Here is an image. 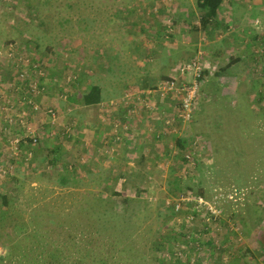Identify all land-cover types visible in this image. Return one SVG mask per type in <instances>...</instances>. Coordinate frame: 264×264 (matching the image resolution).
Wrapping results in <instances>:
<instances>
[{"label": "rangeland", "instance_id": "rangeland-1", "mask_svg": "<svg viewBox=\"0 0 264 264\" xmlns=\"http://www.w3.org/2000/svg\"><path fill=\"white\" fill-rule=\"evenodd\" d=\"M176 1L0 0V264H264V0L248 1L253 19L230 22L229 36L203 34L196 0ZM180 8L192 15L177 19ZM10 43L46 71L34 76L45 89L35 112ZM199 50L191 120L172 126L180 95L160 84L192 83L178 68ZM93 84L109 93L108 109H127L123 119L149 115L156 136L139 145L134 124L123 120L126 134L117 120L106 150L95 108L78 101ZM123 141L129 156L111 155Z\"/></svg>", "mask_w": 264, "mask_h": 264}, {"label": "built area", "instance_id": "built-area-1", "mask_svg": "<svg viewBox=\"0 0 264 264\" xmlns=\"http://www.w3.org/2000/svg\"><path fill=\"white\" fill-rule=\"evenodd\" d=\"M12 47H13V44L10 43L8 45L7 53L5 54L8 55L16 63V65H14V67H17L15 69L16 70L15 75H17L18 81L20 80V84L18 85V87H20L22 84L27 85V89L23 91L25 94L23 99H25V102L27 103V105L31 107V110L35 112L36 110H38V108L41 107L40 103L36 101L35 98L38 95H43L44 90H45L44 85L38 82L35 79V77H38V78L45 77L46 71L43 65L37 60L30 61L29 59L23 56H18V55L12 56L13 54ZM202 54L203 53L201 50L197 51V55L195 57H193L190 61L185 62L178 68L179 73L182 75H189V74L193 75L192 83L189 82L187 84H184L182 88L178 89L179 86L176 84L175 80L169 77L163 83L160 84V90H162V92H166V93L178 92L180 95L178 99V103H177L178 105L176 109H174L173 116L170 119L166 120V123L172 126H174L175 123L186 122V121L188 122L191 120L192 112L195 107V97H196V91L198 87L197 79L198 80L201 79L202 74H203V71L200 65L201 63L199 61V57ZM75 78H76L75 75L69 74L65 76L66 82H70V81L75 82L77 80ZM0 84H1V81H0ZM66 91H67L66 88H64L63 90L60 89L59 91L60 96H62L63 98H66L67 96ZM125 98L122 100L125 101ZM110 102L111 104H116L112 101ZM147 102L148 101L146 100L145 101L146 106H148ZM46 113L48 116L52 117V120H55L56 111L54 109L48 108L46 110ZM11 119L12 118L10 117V121ZM19 122L23 123V119L20 118ZM71 132H72V129L70 126L69 128H66V129L64 127V131H63L64 135L70 136L72 134ZM26 139L28 140V138ZM32 142L35 144L37 142V139L35 137H32ZM8 144L10 146V149L12 150L11 154L17 157L19 155V145H21L20 138L9 139ZM27 156H31V151L27 153ZM0 173H4L3 168H0ZM175 206H176L175 208L177 209L179 207V202L176 203ZM189 218L190 219L193 218V215L191 214Z\"/></svg>", "mask_w": 264, "mask_h": 264}, {"label": "crops", "instance_id": "crops-1", "mask_svg": "<svg viewBox=\"0 0 264 264\" xmlns=\"http://www.w3.org/2000/svg\"><path fill=\"white\" fill-rule=\"evenodd\" d=\"M248 1L249 0H244L243 2L241 0H228V1L227 0H223L222 4L220 5V8H219V10L217 12L216 17H214L215 20L211 21L210 24H209V31L207 29H203V31H204L203 34H206V35L210 34L211 31L212 32H213V30L217 31V28H219L218 31L221 30L222 32H225V30H227L226 33H224V36H229V33H231L232 30L237 29V28H235L233 26L230 27V22L233 21V22L236 23V22H240V20H242V19H247V21L250 22L253 19V17H254V16H252V14L256 13V11L255 12L252 11L253 7L249 8L250 4L248 3ZM258 2H260V1L259 0H253V3H255V4L258 3ZM177 3H179L178 5H180V4L182 5V1H179ZM225 3H227L228 5H225ZM234 5H237V6H240V7H235ZM226 6H228L229 11H230L229 13L232 14V17L228 18V15L225 14V11H228V10H224L225 9L224 7H226ZM238 8H240V10ZM255 8H258V6H255ZM260 9H263L262 5L260 6ZM185 10H186L185 8L178 9L175 12L177 14L175 17L177 19H179V20H181L182 18H185V17L186 18L190 17L192 15L191 14L192 12H183ZM192 11H194L195 13H200V15L198 16V19L203 13V11L201 9H199L198 7L192 8ZM243 11H244V13H243ZM198 23H199L198 24L199 27L202 28L201 25H200V22H198ZM199 31H200V29H198V32ZM235 36H236L235 33L231 34V36L229 37V40L227 41V43H234V39L233 38ZM186 37H187V40H186ZM241 37H242V35H240V38ZM177 38H181V39L183 38L185 41H187V42L189 41L191 43V45L195 44V39H192L191 36L188 33H186L185 31H182V29L180 30L179 35H177ZM78 44L79 43H76V41H75L73 46H77ZM136 45L137 44H135V46ZM217 51L219 52V49H217ZM211 54H213V53L211 52ZM238 58L240 59V57H238ZM45 64H47V63H45ZM56 64L60 65L62 67V65H61L62 62L57 61ZM84 71H85L84 69L81 70V72H83V73H84ZM52 73L55 74L56 71H52ZM95 85H97V84H95ZM100 89H101V87H100ZM108 94L109 93H104L103 89H101V100H100V102H98L96 104H93V105H82V106H84L85 108H88V109L95 108L94 111L91 113V116L100 117V121L99 122L101 124V130H100L99 133L102 132L101 133L102 134L101 138H103V137L107 138V140H104V144L106 143L104 148H106V150L110 149L111 146H112L111 139L113 140V136H114V135H112V133H113L112 131L115 128V126L113 125V129H112V124L115 123L117 120L119 121V125L121 126V129L126 134H130V131H129L130 127L126 126V124L127 123L128 124H134V128H136V129H133V130H136L137 134L140 133V135H141V136L136 137V140L138 141L139 145H141L142 143H144L145 141H147L151 137L154 138V136H156L155 133L151 134V131H153V126H151L153 124V120H148L149 115H145L144 112H140L138 114H135V116L133 118H131V119H123V118H125L124 114L126 113L125 111L127 110L125 107L116 106V109H114V107L109 106L110 109H108V101L104 102V100H103V96H106ZM42 98H46V97L42 96ZM139 106H140V103H139ZM127 108H128V106H127ZM112 109L114 111H112ZM111 111L115 112V113H113V115H111L112 114ZM109 113H110V116H109ZM4 115L5 114L0 112V121H4L5 120V116ZM136 119H137L138 122L137 123L133 122ZM123 120H126L127 123L123 122ZM96 123H97V121H96ZM98 134H96V135L98 136ZM145 138H146V140H145ZM130 141H132V139H130ZM125 143H128V141H123L122 145L117 149V151L115 153H110V154L111 155L117 154L119 156H122V154L124 153L126 156H129L130 153L128 151H126L127 146H126ZM134 143H136V142H134ZM118 163H120V161H117V164Z\"/></svg>", "mask_w": 264, "mask_h": 264}, {"label": "trees", "instance_id": "trees-1", "mask_svg": "<svg viewBox=\"0 0 264 264\" xmlns=\"http://www.w3.org/2000/svg\"><path fill=\"white\" fill-rule=\"evenodd\" d=\"M223 0H196V6L203 11L202 15L199 17L200 25L203 29H207L209 31V24L211 21H214V17H216L217 12L220 8V5L222 4ZM212 32V31H211ZM240 59L238 57L231 58L229 61L221 66L219 68V71L217 74L221 72L228 71L229 67L234 64L235 62H238ZM205 71H203L204 73ZM167 78V77H165ZM67 94V91H66ZM71 97V96H70ZM72 99V97H71ZM101 100V89L98 85H91L88 90L84 91L81 94V97L78 99L79 104L81 105H93ZM175 143L178 145L180 149L189 150L190 146L186 143V139L178 137L175 140ZM197 215V212H196ZM187 239L189 238V235L187 234ZM192 240V237H191Z\"/></svg>", "mask_w": 264, "mask_h": 264}, {"label": "flooded vegetation", "instance_id": "flooded-vegetation-1", "mask_svg": "<svg viewBox=\"0 0 264 264\" xmlns=\"http://www.w3.org/2000/svg\"><path fill=\"white\" fill-rule=\"evenodd\" d=\"M260 243L262 244V241ZM261 251H264V249H261Z\"/></svg>", "mask_w": 264, "mask_h": 264}]
</instances>
